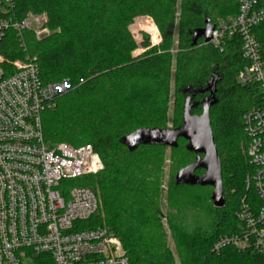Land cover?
Instances as JSON below:
<instances>
[{
	"label": "trees",
	"instance_id": "16d2710c",
	"mask_svg": "<svg viewBox=\"0 0 264 264\" xmlns=\"http://www.w3.org/2000/svg\"><path fill=\"white\" fill-rule=\"evenodd\" d=\"M13 2L14 8L7 16L16 21L29 14L47 16L50 35L37 40L31 32L24 34L27 55L37 58L40 80L49 84L68 79L76 86L58 99L54 109L43 113L45 141L74 147L89 145L104 164V170L97 175L71 181L99 191L101 209L93 217L92 225L113 230L131 264H176L160 225V185L166 147L139 145L131 150L123 142L142 129H168L160 126L159 119L163 117L164 121L166 115L176 36V82L185 101L181 106L182 119L174 129L183 126L189 97L195 105L191 114H202L201 101L208 93L196 92L216 75L218 104L211 108L210 120L221 160L225 200L224 208H216L213 203L212 208L209 198L197 193L212 187L178 186L171 178L168 204L175 212H169L168 225L181 264H264V256L233 247L213 251L220 236L236 234L240 227L236 212L248 193L246 176L251 171L242 150L247 143L243 116L260 103L258 90L237 83V75L246 63L239 37L228 41L224 51L205 44L203 39L194 46L192 40L207 19L216 24L220 19L237 16L239 0ZM138 17H150L157 25L163 38L158 52L150 50L133 56L136 44L129 26ZM142 28L151 31L146 26ZM254 33L264 58V26ZM0 55L5 58L7 69L8 62L24 59L14 31L10 30L0 41ZM162 90L163 105L159 104ZM222 105L226 108L214 117L213 111ZM180 141L186 146L180 145ZM187 146L186 140L179 139L172 150L183 149L196 160ZM191 192L193 197H188Z\"/></svg>",
	"mask_w": 264,
	"mask_h": 264
},
{
	"label": "built area",
	"instance_id": "2783aa9c",
	"mask_svg": "<svg viewBox=\"0 0 264 264\" xmlns=\"http://www.w3.org/2000/svg\"><path fill=\"white\" fill-rule=\"evenodd\" d=\"M13 0H0V41L14 31L24 59L8 62L0 55V264H131L121 239L108 227L92 225L100 200L86 186L71 181L104 170L100 156L89 146L49 144L42 115L75 84L64 79L44 84L37 58L27 55L24 34L37 40L51 34L45 14L21 21L7 16ZM264 26V0H239L238 15L214 24L205 44L224 51L239 37L245 65L237 75L242 87L255 86L260 103L243 116L247 143L243 153L251 171L248 193L236 212L239 230L220 236L213 251L233 247L264 256V58L254 30ZM83 81L80 80V83Z\"/></svg>",
	"mask_w": 264,
	"mask_h": 264
},
{
	"label": "water",
	"instance_id": "95a60500",
	"mask_svg": "<svg viewBox=\"0 0 264 264\" xmlns=\"http://www.w3.org/2000/svg\"><path fill=\"white\" fill-rule=\"evenodd\" d=\"M214 24L208 19L205 27L196 31L193 35V45L200 39L208 43L212 38ZM218 77L214 75L212 79L197 93L209 95L201 101L202 114L192 115V97L186 100L183 113V126L178 129L149 130L142 129L123 139V142L131 149L139 145H157L170 148L178 146L179 139L188 142V151L196 155L194 163L181 169L176 175L178 186L212 187L213 193L211 201L216 208H224V192L221 170V160L213 137L210 120V110L218 104L216 98ZM198 170H203L202 175H197Z\"/></svg>",
	"mask_w": 264,
	"mask_h": 264
},
{
	"label": "rangeland",
	"instance_id": "374dc122",
	"mask_svg": "<svg viewBox=\"0 0 264 264\" xmlns=\"http://www.w3.org/2000/svg\"><path fill=\"white\" fill-rule=\"evenodd\" d=\"M138 20L140 22H138ZM144 23V25H142ZM142 25V26H140ZM148 27L151 29V31L148 33L145 30H143L142 27ZM156 26V27H155ZM157 28V29H156ZM129 30L132 34V37L135 41L136 44V49L133 52L134 57L141 56L145 54L147 51L150 50H155L158 52L161 50V47L163 45V38L158 30L157 25L153 21L152 18L150 17H138L134 19L132 24L129 26ZM154 35L153 36L151 35ZM155 39V40H154ZM146 44L148 45L146 47ZM173 50L172 53L174 55V60H173V68H172V78L170 82V87H169V92H168V101L166 105V115L164 121H161L163 117H160L159 123L161 124L160 126L163 128H168V129H174L178 127V124L180 123L182 119V108L181 106L184 105V98L181 95V93L178 92V85L176 82V66H177V50L176 45H177V37L175 36L174 42H173ZM164 99H165V92L162 90L161 92V97H160V103L159 104H164ZM163 107L161 112H163ZM226 108L225 105H222L221 107L215 109L213 111V116L217 117L220 114H222L223 109ZM151 119V117H150ZM180 145L183 147L186 146V143L184 141H180ZM245 146V145H244ZM242 145V147H244ZM195 161V156H189L186 155L183 152V149H179V151L174 152L172 148L166 147L164 150V157H163V162H162V178H161V185H160V190H161V215H160V225L162 226V230L164 234L166 235V243L168 247L172 250V253L174 255L175 263L176 264H181L179 254L175 248V243L174 239L172 236V232L170 230V227L168 225V214L169 212H175L172 211L169 207L168 204V192H169V185L173 181H175V176L178 170H180L183 167H186L187 165L193 163ZM204 172L202 170H199L197 172L198 175H202ZM172 178V179H171ZM75 183L71 182V186H74ZM99 200H100V194L99 191H96ZM201 194L204 197H208L209 204L211 203V207L213 208L212 201H211V196L213 193V188H206L204 191H199L197 192ZM188 197H193V193L191 192L188 194ZM101 200H100V208L101 209ZM98 211V212H99ZM32 262V261H30ZM30 262H28L30 264Z\"/></svg>",
	"mask_w": 264,
	"mask_h": 264
},
{
	"label": "bare ground",
	"instance_id": "6f19581e",
	"mask_svg": "<svg viewBox=\"0 0 264 264\" xmlns=\"http://www.w3.org/2000/svg\"><path fill=\"white\" fill-rule=\"evenodd\" d=\"M152 36H153V38H154V35L153 34H151ZM155 40V39H154Z\"/></svg>",
	"mask_w": 264,
	"mask_h": 264
},
{
	"label": "flooded vegetation",
	"instance_id": "af4514ba",
	"mask_svg": "<svg viewBox=\"0 0 264 264\" xmlns=\"http://www.w3.org/2000/svg\"><path fill=\"white\" fill-rule=\"evenodd\" d=\"M208 95H209V94H208ZM206 97H207V96H206ZM198 171H199V170H198ZM198 171H197V172H198ZM197 172H196V173H197ZM197 175H198V174H197Z\"/></svg>",
	"mask_w": 264,
	"mask_h": 264
}]
</instances>
